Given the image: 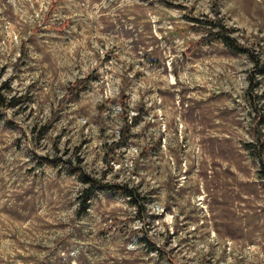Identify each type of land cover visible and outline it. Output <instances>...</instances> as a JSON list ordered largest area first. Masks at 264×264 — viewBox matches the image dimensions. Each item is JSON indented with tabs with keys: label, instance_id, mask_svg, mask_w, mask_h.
<instances>
[{
	"label": "rangeland",
	"instance_id": "374dc122",
	"mask_svg": "<svg viewBox=\"0 0 264 264\" xmlns=\"http://www.w3.org/2000/svg\"><path fill=\"white\" fill-rule=\"evenodd\" d=\"M263 70L264 0H0V264H264Z\"/></svg>",
	"mask_w": 264,
	"mask_h": 264
},
{
	"label": "trees",
	"instance_id": "16d2710c",
	"mask_svg": "<svg viewBox=\"0 0 264 264\" xmlns=\"http://www.w3.org/2000/svg\"><path fill=\"white\" fill-rule=\"evenodd\" d=\"M212 25V27H218V30L213 31L210 30V32L204 36L203 38H201L199 40L198 43L200 44H206V43H210V41H212L213 39H220L221 42L228 47L229 49H231L233 52H247V49L243 46H241L240 44L237 43V41L235 40V38L233 36L230 35L231 31L224 26V24H222L219 19L213 21L210 23ZM211 29V28H210ZM264 73V70L261 72ZM126 139L125 136V131L122 130L121 135L118 138L119 143H123ZM75 171V170H74ZM72 174H74L75 172H71ZM96 190H101V191H108L113 193H118L120 195L123 196H129L131 195L129 190L127 189V187L125 186H121V187H116L114 185H109L106 183H98L96 186H93L92 184H90L88 191L90 193L96 191Z\"/></svg>",
	"mask_w": 264,
	"mask_h": 264
}]
</instances>
